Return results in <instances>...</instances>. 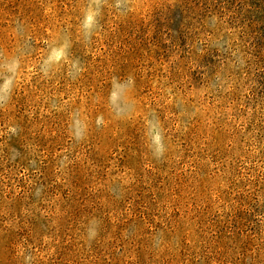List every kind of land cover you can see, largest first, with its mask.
<instances>
[{"label": "rangeland", "instance_id": "obj_1", "mask_svg": "<svg viewBox=\"0 0 264 264\" xmlns=\"http://www.w3.org/2000/svg\"><path fill=\"white\" fill-rule=\"evenodd\" d=\"M90 3L0 0V264H264V0Z\"/></svg>", "mask_w": 264, "mask_h": 264}, {"label": "clouds", "instance_id": "obj_2", "mask_svg": "<svg viewBox=\"0 0 264 264\" xmlns=\"http://www.w3.org/2000/svg\"><path fill=\"white\" fill-rule=\"evenodd\" d=\"M101 0H91L90 6H88L83 13V20L82 26L85 29H92L94 26L98 25V17L100 12L98 11L96 5H100ZM114 6L118 11L121 13H126L129 7V0H115ZM13 78L9 77L4 79V83L0 85V93L9 91L10 87L12 86ZM5 105H0L3 107ZM153 144L157 145L158 150L153 152V155L157 158L163 155V150L161 145V138L158 134H154L152 137ZM97 222H93L87 228V237L89 240L94 239L97 235Z\"/></svg>", "mask_w": 264, "mask_h": 264}]
</instances>
